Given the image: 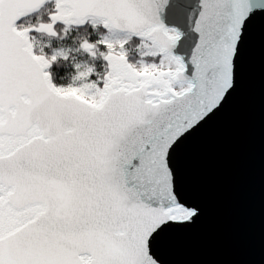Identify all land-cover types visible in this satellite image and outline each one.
Segmentation results:
<instances>
[{
	"label": "snow or ice",
	"instance_id": "6c2138e0",
	"mask_svg": "<svg viewBox=\"0 0 264 264\" xmlns=\"http://www.w3.org/2000/svg\"><path fill=\"white\" fill-rule=\"evenodd\" d=\"M166 3L0 0V264H166L199 217L173 154L236 88L264 0H201L187 61Z\"/></svg>",
	"mask_w": 264,
	"mask_h": 264
},
{
	"label": "water",
	"instance_id": "95a60500",
	"mask_svg": "<svg viewBox=\"0 0 264 264\" xmlns=\"http://www.w3.org/2000/svg\"><path fill=\"white\" fill-rule=\"evenodd\" d=\"M201 0H167L161 22L185 58L198 39L190 20ZM191 66L189 73L191 74ZM236 88L173 154L181 198L200 209L160 243L166 264H264V20L249 25Z\"/></svg>",
	"mask_w": 264,
	"mask_h": 264
}]
</instances>
